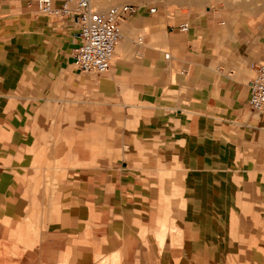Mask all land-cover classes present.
<instances>
[{"label": "crops", "instance_id": "obj_1", "mask_svg": "<svg viewBox=\"0 0 264 264\" xmlns=\"http://www.w3.org/2000/svg\"><path fill=\"white\" fill-rule=\"evenodd\" d=\"M183 23L189 31L180 30ZM120 31L102 90L130 97L140 110L136 145L155 151L163 165L177 163L188 214L199 207L191 205L192 193L206 191L223 209L228 254L240 264H259L264 111L251 109L249 97L253 65L264 64V6L191 0L186 18L166 8H135ZM79 34L74 17L43 15L37 0H0V264H97L116 256L121 264L147 263V255L138 259L140 234L161 200L153 179L159 170L137 161L135 151L59 184L38 243L29 236L22 257L19 245L14 249L21 226L35 214L33 189L23 178L51 128L50 114L45 117L59 94L56 83L75 71Z\"/></svg>", "mask_w": 264, "mask_h": 264}, {"label": "rangeland", "instance_id": "obj_2", "mask_svg": "<svg viewBox=\"0 0 264 264\" xmlns=\"http://www.w3.org/2000/svg\"><path fill=\"white\" fill-rule=\"evenodd\" d=\"M223 0H197L198 4ZM230 5L250 4L253 0H226ZM95 10L105 11L111 7L133 5L135 8H166L178 17L191 16V0H92ZM264 6V0H260ZM73 76L59 80V94L53 96L50 113L51 128L40 136L36 160L30 175L23 181L33 191L30 217L21 226L14 249L19 245L22 257L29 244V236L36 244L47 220V210L54 206L59 184L71 183L79 178L77 173L98 169L120 158H129L135 151L137 161L144 166L159 170L153 179L159 181L161 200L149 227L142 231L138 259L147 255L144 264H240L227 252L224 239L223 209L202 190L192 193V208L188 207L183 192L181 170L163 165L156 152H147L135 142L139 141L140 123L144 120L140 110L128 96L111 97L102 90V75L82 72L75 64ZM148 156L149 159H144ZM143 157V158H142ZM168 167V168H167ZM206 213V216H202ZM201 214V215H200ZM200 218L206 224L195 223ZM35 238V239H34ZM32 241V242H33ZM11 247V246H9ZM6 251L8 250L5 246ZM97 264H121L119 257L104 258ZM137 264H141L140 262ZM241 264H255L244 262ZM259 264H264L261 257Z\"/></svg>", "mask_w": 264, "mask_h": 264}, {"label": "built area", "instance_id": "obj_3", "mask_svg": "<svg viewBox=\"0 0 264 264\" xmlns=\"http://www.w3.org/2000/svg\"><path fill=\"white\" fill-rule=\"evenodd\" d=\"M39 11L50 17H74L80 28V42L74 50L75 65L85 73L102 75L113 63L117 45L121 40L120 23L135 11L133 5L111 7L105 11L93 8L91 0L64 1L37 0ZM155 10L152 9L151 13ZM189 23L180 30L187 32ZM256 76L250 84L249 105L254 111H264V64L253 65Z\"/></svg>", "mask_w": 264, "mask_h": 264}, {"label": "bare ground", "instance_id": "obj_4", "mask_svg": "<svg viewBox=\"0 0 264 264\" xmlns=\"http://www.w3.org/2000/svg\"><path fill=\"white\" fill-rule=\"evenodd\" d=\"M92 1V0H91Z\"/></svg>", "mask_w": 264, "mask_h": 264}]
</instances>
